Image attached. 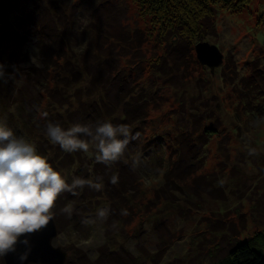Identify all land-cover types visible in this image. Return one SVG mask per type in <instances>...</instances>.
<instances>
[{"label":"rangeland","instance_id":"374dc122","mask_svg":"<svg viewBox=\"0 0 264 264\" xmlns=\"http://www.w3.org/2000/svg\"><path fill=\"white\" fill-rule=\"evenodd\" d=\"M0 1L4 5L7 2ZM9 1L6 8H19L13 7V15L39 14L41 10L53 20V7L68 15L76 14L74 22L69 25L70 20L67 26L65 17L57 20L59 28L69 27L78 40H88L92 56L100 52L114 57L113 63H107V70L124 72L129 78L126 83L130 81V87L135 88L130 95L144 94L148 106V113L137 127L143 137L133 154H124L106 165L96 161L98 153L94 148L89 153H67L47 137V126L39 128L35 120L48 112L52 117L47 122L54 124L51 119H56L57 113L67 112V107L78 108V97L82 95L84 100L86 89L75 87L87 85L90 77L85 78L81 67H71V62L60 61V66L42 61L39 42L35 44L31 36L26 38L30 41L25 42L21 55L13 57L0 50L5 73L0 78V120L18 138L32 143L69 184L76 178L96 181L99 177L104 185L101 191L85 186L78 195L65 192L56 201L54 220L59 231L52 245L67 251L65 264H212L238 239L264 231V118L255 122L244 116L240 123L234 117V82L241 74L250 73L252 60L263 54L264 0H249L241 10L215 6L213 17L205 19L206 30L200 41L216 45L223 54L222 63L211 71L197 58V63L185 60L174 75L168 74L162 57L174 49L189 56L186 40L174 46L166 33L163 40L158 38L133 48L137 44L123 33L112 31L111 36H119V41L106 38L111 31L101 29L105 17H100L113 10L123 14L121 22L126 27L155 31L130 0ZM126 1L131 6H124ZM160 41L165 42L162 47L158 46ZM113 42L114 48L107 44ZM165 63L169 68L170 62ZM67 70H71L68 75ZM75 78L79 81L72 85ZM102 80L96 77L89 90L95 94L90 96L94 105L114 102L118 95L115 89L110 95L101 91L105 89ZM193 114L198 127L212 114L216 133L204 148H199V154L192 149L190 156L198 154L195 159L190 160L189 151L184 150L188 157L177 161L175 156L170 158L172 143L192 130ZM68 117L66 113L62 119L69 121ZM59 122L65 129L72 126L69 122L63 127ZM34 130L36 135L32 136L30 132ZM248 148H254L257 154L249 155ZM136 157L139 163L134 165ZM189 166L194 169L191 176L185 172ZM166 171L179 177L165 179ZM114 175L118 177L116 185L111 183ZM65 207L72 209L71 215L63 211ZM105 207L110 213L107 220L85 223L95 220L97 212ZM122 210H127L128 215H122ZM0 264H5L3 258Z\"/></svg>","mask_w":264,"mask_h":264},{"label":"trees","instance_id":"16d2710c","mask_svg":"<svg viewBox=\"0 0 264 264\" xmlns=\"http://www.w3.org/2000/svg\"><path fill=\"white\" fill-rule=\"evenodd\" d=\"M6 1V3L10 2L9 0ZM248 1L249 0H130L132 5L135 4L138 14H140L145 20H149L150 25L155 28V31L146 32L145 30H141L139 26H134L135 28H133L129 25L126 27V25L121 22L123 21L122 19H124L122 17L123 14H121V12H116L115 10L103 14L100 17H105L104 23H101L104 24L101 29L106 31L110 30V36L108 35L106 38L111 41L113 40L114 42L119 41L117 39L119 36H111L112 31L123 33L127 38L133 39L134 43L137 44L133 48L143 45L144 42L149 43L151 40L156 41L158 38L163 40L162 36L166 33L171 36L168 41L174 46H178V43L186 40L187 46H189V56L186 55V53H183L184 55L180 54L179 49H174V52L166 51L167 55L165 54V56L162 57L164 59L162 65L165 66V69H169L168 74L174 75L184 65L185 60L192 61L193 63L198 62V59L196 60L194 46L200 41L202 34L205 33V19L213 17L214 7L220 5L223 9L227 10H241ZM6 3L4 5L0 1V7L2 6L0 9V50H6L5 55L7 53L13 57L18 54L21 55L23 46L26 44L25 42L30 41V39L26 38L31 36L37 40H34L35 44L39 42L38 48L40 49L41 58L43 57L42 61L47 62L48 65L52 63L60 65V61H63V64H65L66 61L69 63L71 62V67H76V70L81 67L85 78L90 77L87 85L81 84L75 87V89L79 90L83 88L86 89V94H84L85 99L83 100L82 95L78 97L77 101H79V107H67L65 109L67 112L63 114L59 112V108L57 111L55 110L59 113H57L56 119H51L54 124L60 125L59 121H61L63 127L69 124V122L72 123V125L79 123L94 127L99 123L109 121L114 125L123 124L129 126L133 134L141 132L137 128L138 124L140 121H143V118L148 113V106L146 102H144L145 95L141 93L131 96L130 93L132 94V92H134L132 89L135 88L130 87L132 85H130V81L126 83L129 78L126 77L125 73L116 74V72H112L111 69L107 70V63L110 61L113 63V61H115L114 57L107 56L105 53L100 52L99 54L95 53V55L92 56L91 46L87 43L88 40L86 42L84 41V38L78 40L76 35H73V29L69 27H65L64 29L59 28L57 20L65 17L67 26L70 20L69 25L74 22V17H77L76 14H70L69 12L68 15L53 7L52 14L55 16L53 20L48 17L49 14L45 15L41 10H38L39 14L28 13L27 16H24L22 12H16L13 15L12 10L14 8L19 9L18 6L16 5V7L13 6L14 8L12 7L11 9H8L6 8ZM126 3L131 6L127 1L124 3V6H127ZM57 7L60 8V6ZM93 24L96 28L97 24L94 21ZM101 32L104 33V31ZM81 35H84V33ZM93 37L94 35H92L89 40H92ZM19 40H21V42L18 46ZM114 42L107 44L112 45V48H114ZM164 43V41H160L158 46L162 47ZM32 46L35 47V45ZM119 47L120 46L118 45V49ZM261 47V52H263V54L260 55L261 58L256 57L252 60L250 73L247 75L241 74L234 82V93L236 96L234 117H236L240 123H242V118L244 116V118L254 120L255 122H260L264 118V42ZM38 48L35 49L38 50ZM166 52H162L161 54ZM157 55L160 56L159 54ZM74 59L80 61L74 63ZM166 61L170 62V67L168 66L169 68H167ZM126 68L128 71V67ZM160 68L161 64L158 67L159 71L161 70ZM69 71L71 70H67V73L65 74L68 75ZM28 73L25 75L28 76ZM32 73L37 75L36 72ZM20 74L21 73H17L18 76L24 75ZM73 74L75 75L74 72ZM96 77L103 78L102 81H105L103 82L105 83V89H101L104 93L108 94L112 93L114 89L116 90L118 95H116V100L114 102H99L94 105L92 100H90V96H95L94 92L92 93L89 90L91 89V86H94V80ZM82 78L84 77L82 76ZM76 81H79V78H75V80L71 82L72 85L76 84ZM118 90L121 92L119 93ZM120 96L122 97L120 98L119 104H117ZM112 105L114 106V111L117 113L113 111V108L111 109ZM66 113L69 116V121H67L66 118L62 119ZM48 117L51 118L52 116H47L46 118L42 117L41 119H38V121L35 120L36 123H39V128H45V126H47ZM213 117L214 116L210 114L207 119L208 122L201 120L198 127L196 115L193 114L192 119L194 122L192 124V130L189 129L188 132L185 131L186 133L184 132L185 134L180 139L177 138L178 140L176 144L172 143V146L174 147L170 153V158L175 156V159L179 161L181 160V157L185 158L188 157V155L190 156L191 153H193L192 149L199 154V148H204L210 138L216 133L217 128L213 123ZM27 122L29 121L27 120ZM26 128L28 129L30 126H27ZM234 129L238 130L239 128L234 127ZM235 130L233 131L234 133ZM30 133L33 136L36 131L34 130ZM140 137H143V133L142 136L140 134ZM139 140L141 139L139 138L138 140L132 141L128 145L125 150L126 155L129 156V154H133L132 152L139 146ZM179 147H182L183 150H179ZM184 150H186L187 153L189 151L188 155H186ZM43 152L42 154H44ZM196 152L193 156H190V160L195 159L198 156ZM181 161H183V159ZM193 170L194 169H191L189 166V168L185 170L186 175H193ZM173 175L174 174L169 171L163 173L165 179H169V177ZM174 176L179 177V174ZM170 180H172V178H170ZM56 209L57 208L53 209L54 214ZM57 229L59 231L58 226ZM212 264H264V231H258L243 239H238L229 247L227 253L223 255L221 259H218Z\"/></svg>","mask_w":264,"mask_h":264},{"label":"clouds","instance_id":"9594fccd","mask_svg":"<svg viewBox=\"0 0 264 264\" xmlns=\"http://www.w3.org/2000/svg\"><path fill=\"white\" fill-rule=\"evenodd\" d=\"M4 75V65L0 64V78ZM47 116V112L42 113V117ZM46 134L51 142L67 153H89L94 148L98 153L96 161L106 165L118 161L128 145L140 138V133L133 134L129 126L114 125L109 121L94 127L77 123L67 129L49 123ZM248 154L257 153L254 148H248ZM138 163L139 157L134 158L133 164ZM111 183L116 185L118 177L112 176ZM223 183L221 180L220 184ZM85 186L96 191L104 187L99 177L96 181L76 178L69 184L46 157L38 154L32 143L18 138L6 122L0 120V258L17 254V259L23 264L32 250L29 237L45 229L55 219L53 209L60 195L65 192L78 195V190ZM63 211L69 215L72 213L70 207ZM109 214L107 207L101 208L95 220L89 219L85 223L103 222ZM121 214L128 215V212L122 210ZM21 245L23 251L18 252Z\"/></svg>","mask_w":264,"mask_h":264},{"label":"water","instance_id":"95a60500","mask_svg":"<svg viewBox=\"0 0 264 264\" xmlns=\"http://www.w3.org/2000/svg\"><path fill=\"white\" fill-rule=\"evenodd\" d=\"M196 58L207 65L211 71L223 61V54L214 44L199 41L194 46ZM58 229L55 220L42 231L29 237L32 250L23 264H65L68 253L61 246H53L52 240L57 235ZM23 251V246L18 247V252ZM5 264H21L17 254H9L3 259Z\"/></svg>","mask_w":264,"mask_h":264},{"label":"bare ground","instance_id":"6f19581e","mask_svg":"<svg viewBox=\"0 0 264 264\" xmlns=\"http://www.w3.org/2000/svg\"><path fill=\"white\" fill-rule=\"evenodd\" d=\"M182 57V56H181ZM182 59V58H181ZM103 79V78H102Z\"/></svg>","mask_w":264,"mask_h":264}]
</instances>
